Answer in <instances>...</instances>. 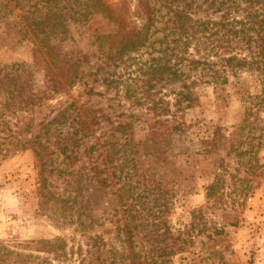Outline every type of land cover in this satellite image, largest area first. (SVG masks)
<instances>
[{"label":"rangeland","instance_id":"obj_1","mask_svg":"<svg viewBox=\"0 0 264 264\" xmlns=\"http://www.w3.org/2000/svg\"><path fill=\"white\" fill-rule=\"evenodd\" d=\"M104 1L115 7L120 22H140L135 0ZM147 1L154 16L159 15L155 26L161 28L166 6L160 7L159 0ZM70 2L58 0L60 6ZM199 3L202 9L194 19L220 20L218 13L204 9L202 0ZM42 4L0 0V77L13 74L11 67L18 64L32 72L33 91L43 87V62L32 35L24 38L18 31L25 22H40ZM70 14L63 18L69 30L65 40L57 37L51 43L64 56L71 51L87 54L84 69L93 71L97 51L93 35L117 27L99 14L86 21L73 20ZM161 35L156 32L138 52L117 61L115 71L125 82L119 89L90 76L88 87L98 94H88V87L78 80L44 106L21 101L0 106V264H128L129 256H134L135 264H264V58H255L258 63L250 68L229 71L226 83L196 84L190 88L191 105L183 103L185 108L172 116L174 107L165 111L158 107L172 102L180 89L178 83L165 81L166 75L147 83L144 101L134 98L142 95L143 81L150 78L147 67L164 48ZM127 84L131 93L125 95ZM10 89L0 86V105L5 98L10 100ZM69 102L87 108L88 117L96 118L79 147L87 149L71 168H81L88 177L82 176L78 195L56 174L65 166L66 160L60 162L63 155L47 156L41 175L52 195L44 197L39 187L42 162L23 142L37 135L41 142L50 137L52 143L67 129L68 120L40 127ZM118 121L133 122L131 136L137 148L132 150L135 154L114 161L107 160L109 146L101 149L97 167L105 178L102 184L98 176L89 178L95 154L89 148L91 135L102 143L110 138L111 123ZM177 124L181 129L170 134L167 128ZM148 137L153 147L147 151L156 147L159 154L142 156V142ZM131 158L135 173L128 181L125 172L133 168ZM42 241L54 242L60 250L38 249L42 245L35 243Z\"/></svg>","mask_w":264,"mask_h":264},{"label":"trees","instance_id":"obj_2","mask_svg":"<svg viewBox=\"0 0 264 264\" xmlns=\"http://www.w3.org/2000/svg\"><path fill=\"white\" fill-rule=\"evenodd\" d=\"M40 1H42V7L45 10L40 15V22H25L20 26L18 32L22 33L20 35L24 38L28 34L33 37V44L43 62V87L33 91L30 79L32 72L16 64L11 67L14 69L13 74L5 73L2 78L0 77V86L6 85L12 88L10 89V100L9 98L2 100L4 105H0L1 107L16 106L17 101L23 102V105H33L37 102L35 105L44 106L45 101L50 100L52 95L64 92L65 87L75 81H82L85 87H88L86 78L90 76H93L95 82L100 81L106 87L117 88L120 83H125L122 81V76L115 71L117 61H121L122 57L129 52H138L153 34L161 31L164 48L159 50L161 54L152 58L154 62L147 67L150 69V78L143 81L145 88L143 87L142 95L134 96V98L138 102L144 101L148 96L147 88L150 87V84L147 83L151 79L161 80L166 75L164 80L169 84L178 83L180 89L175 90L172 102L167 101L164 103L165 106L158 107L164 111L168 107H174L172 116L176 111L185 108L182 107L183 103L186 107L191 105L193 95L190 88L196 84L226 83V73L229 71L250 68L254 63H258V60H254L255 58H264V0H202L204 9L219 14L220 20L218 21L193 18L202 9L199 0H159L160 7L166 6L164 13L166 19L161 22V28L155 26L156 18L159 15L154 16V9L147 0H135L134 12L136 18L140 20L137 25L134 22H120L115 7L104 0H72L73 4L80 5L77 8L71 2L66 6H60L58 0ZM157 11L155 10V12ZM67 12L71 13L69 16L71 19H83V21L92 15L99 14L111 21L110 23L115 28L117 27L115 30L106 33L96 32L93 35L97 50L94 56L96 66L93 71H90V67L84 69L83 65L89 64L87 54L71 51L67 56H64L60 54L56 45L51 43L52 39L57 37H61L60 39L63 41L68 35V22H64L63 19ZM44 18L52 22H43ZM253 35H256L255 38ZM224 54L228 55L224 56ZM218 61H222V63H218ZM262 65L264 66V61L261 62ZM125 87V95L131 93L129 85L127 84ZM87 93L98 94L90 86ZM86 110L85 107H77L75 103L69 102L58 110L51 121L40 127L42 129L50 127L53 120H63L64 122L68 120L67 129L56 134V139L54 138L52 143L50 137H44V141L41 142L38 139L40 136L37 135L33 136L31 140L23 142L25 146L31 145L33 152L42 162L39 187L40 193L44 197L52 194L46 189V178L41 175L45 170L43 164H45L47 156L53 154L56 158L63 155L61 163L66 160L65 166L57 170L56 174L63 176L65 184L70 189L77 190L78 195L80 194L83 177H88V174L82 173L81 168L75 171L71 168L77 161H80L83 150L87 149L86 147L81 151L79 147L88 136L90 125L96 123V118H89ZM169 112L170 110H167L166 113ZM111 124L110 138L103 140L102 143H99L98 137L91 135L90 139L92 141L89 148L95 154L91 156V159L89 158L92 165L90 167L92 175L89 178L94 176L96 179L95 176H98V181L102 184L105 178L100 176L101 170L97 167L99 157L103 156L101 149L103 148L105 151V148L109 146L112 151L106 154V157L107 160L109 157L108 161H114L123 154L125 156L135 154L132 150L137 148V143H134L131 136L133 122L118 121L115 125ZM180 129L181 124L167 128L170 134L177 133ZM49 135L51 136V133ZM151 139L148 137L146 141L142 142L144 151L142 156L161 152L158 150L159 148L155 147V144L153 150L147 151L153 147ZM51 146H55L57 150L54 151ZM126 149L128 150L126 151ZM130 161L133 165V158ZM101 162H105L104 158L101 159ZM134 170L135 166L133 165V168L125 172L128 181L132 180ZM60 201L63 204L67 202L64 199ZM85 203L88 204L87 201ZM128 238L130 239V234H128ZM56 242L60 243V240L56 239ZM35 244L42 245L38 249L60 250V247H56L55 243L50 241L36 242ZM129 260L128 264H135L134 256H129Z\"/></svg>","mask_w":264,"mask_h":264}]
</instances>
